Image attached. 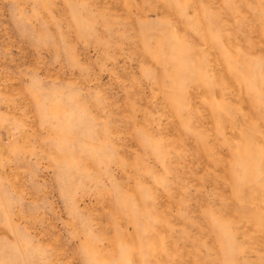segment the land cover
<instances>
[{"label":"rangeland","instance_id":"rangeland-1","mask_svg":"<svg viewBox=\"0 0 264 264\" xmlns=\"http://www.w3.org/2000/svg\"><path fill=\"white\" fill-rule=\"evenodd\" d=\"M0 264H264V0H0Z\"/></svg>","mask_w":264,"mask_h":264},{"label":"bare ground","instance_id":"bare-ground-1","mask_svg":"<svg viewBox=\"0 0 264 264\" xmlns=\"http://www.w3.org/2000/svg\"><path fill=\"white\" fill-rule=\"evenodd\" d=\"M261 206H262V205H261ZM261 208H263V206H262Z\"/></svg>","mask_w":264,"mask_h":264}]
</instances>
